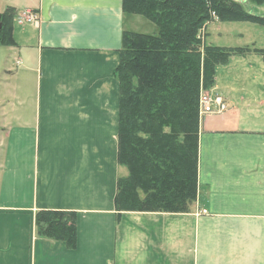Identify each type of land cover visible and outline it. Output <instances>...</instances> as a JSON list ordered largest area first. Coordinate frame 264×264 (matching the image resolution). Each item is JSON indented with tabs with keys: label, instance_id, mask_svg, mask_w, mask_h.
<instances>
[{
	"label": "crops",
	"instance_id": "obj_1",
	"mask_svg": "<svg viewBox=\"0 0 264 264\" xmlns=\"http://www.w3.org/2000/svg\"><path fill=\"white\" fill-rule=\"evenodd\" d=\"M9 7L15 43H0V264H264L261 54L242 53L243 62L233 54L225 64L239 65L227 83L218 77L227 66H217L210 88L229 107L200 118L190 209L118 210V180L129 170L118 154L115 71L123 33L141 31L142 14L123 0H0V12ZM26 9L39 19H22ZM42 208L76 212L75 247L39 232Z\"/></svg>",
	"mask_w": 264,
	"mask_h": 264
},
{
	"label": "trees",
	"instance_id": "obj_2",
	"mask_svg": "<svg viewBox=\"0 0 264 264\" xmlns=\"http://www.w3.org/2000/svg\"><path fill=\"white\" fill-rule=\"evenodd\" d=\"M253 1V0H252ZM256 2L259 0H255ZM157 32L126 29L120 63L119 161L128 174L118 180V210L188 211L198 188L200 93L215 83L217 66L250 46L208 42L203 29L215 19L264 26V13L243 0H123ZM14 9L0 12V43L13 44ZM264 58V47L255 49ZM41 234L77 244L76 212L42 208Z\"/></svg>",
	"mask_w": 264,
	"mask_h": 264
},
{
	"label": "rangeland",
	"instance_id": "obj_3",
	"mask_svg": "<svg viewBox=\"0 0 264 264\" xmlns=\"http://www.w3.org/2000/svg\"><path fill=\"white\" fill-rule=\"evenodd\" d=\"M243 1L247 8L252 9L254 12L264 13V0H259L257 2L255 0L253 1L243 0ZM140 16L144 20V22L142 23L143 27L139 28L141 31L153 32L158 30L159 26L154 21L142 15ZM153 28H155V30H151ZM204 30L206 32L208 30L207 41L218 45L231 47V46H244L247 44L248 46L250 45L249 49L251 50L254 49V51H256L255 49L264 47V26L254 23L252 21H248V20L223 21V20L215 19L209 22L206 28L203 29V31ZM235 54L236 56H239L238 57L239 59H242L241 62H243V60L245 61V57L242 54L240 55L237 53ZM247 56H249L247 60H250L252 58L255 59L257 56L261 58L257 53H249L247 54ZM236 64L239 65L238 60H234L233 65H226L227 67H229V69L227 67L220 66L222 67V69L218 73V77L221 82L227 83L229 81L230 76L233 75L232 70L236 67ZM220 67L218 69H220ZM226 69H228L229 71L227 72ZM248 72L251 73L250 70ZM204 88L205 90H208L210 92L214 91L210 87H204Z\"/></svg>",
	"mask_w": 264,
	"mask_h": 264
},
{
	"label": "built area",
	"instance_id": "obj_4",
	"mask_svg": "<svg viewBox=\"0 0 264 264\" xmlns=\"http://www.w3.org/2000/svg\"><path fill=\"white\" fill-rule=\"evenodd\" d=\"M22 19L26 20H37L39 18V14L36 10L26 9L21 14ZM229 104L223 94L215 91H208L203 88L200 93V115H205L208 113L214 112H223L227 110ZM202 211L207 212V209H202Z\"/></svg>",
	"mask_w": 264,
	"mask_h": 264
}]
</instances>
